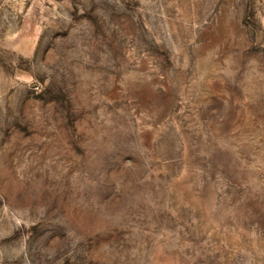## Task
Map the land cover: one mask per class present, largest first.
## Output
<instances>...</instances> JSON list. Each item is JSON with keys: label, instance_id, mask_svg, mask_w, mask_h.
<instances>
[{"label": "rangeland", "instance_id": "obj_1", "mask_svg": "<svg viewBox=\"0 0 264 264\" xmlns=\"http://www.w3.org/2000/svg\"><path fill=\"white\" fill-rule=\"evenodd\" d=\"M0 264H264V0H0Z\"/></svg>", "mask_w": 264, "mask_h": 264}]
</instances>
